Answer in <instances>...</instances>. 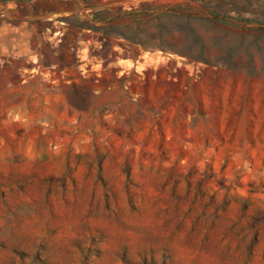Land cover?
Masks as SVG:
<instances>
[{"label": "rangeland", "instance_id": "1", "mask_svg": "<svg viewBox=\"0 0 264 264\" xmlns=\"http://www.w3.org/2000/svg\"><path fill=\"white\" fill-rule=\"evenodd\" d=\"M0 264H264V0H0Z\"/></svg>", "mask_w": 264, "mask_h": 264}]
</instances>
